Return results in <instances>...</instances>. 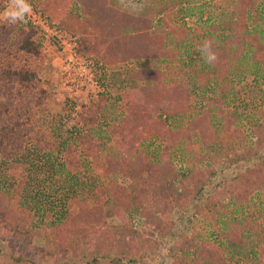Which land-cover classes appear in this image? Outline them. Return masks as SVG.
Here are the masks:
<instances>
[{"label": "trees", "instance_id": "trees-1", "mask_svg": "<svg viewBox=\"0 0 264 264\" xmlns=\"http://www.w3.org/2000/svg\"><path fill=\"white\" fill-rule=\"evenodd\" d=\"M217 2L216 7L183 11L181 18L199 17L190 26L184 23L171 26L162 19L166 32L160 37L150 17H136L116 9L101 18L89 39L84 31L78 34L77 30L60 26L74 37L77 54L96 65L129 60L165 64L162 71L144 66L134 71V79L144 83L137 89L143 104L127 102L126 118L122 117L116 127L111 126L104 139L102 130L110 114L117 111L114 105L121 98L100 94L97 103L81 107L75 113L69 139L60 140L53 120L47 119L45 99H40L38 87L42 81L36 71L29 69L30 60L40 56V37L31 28L23 29L21 23L0 22L1 228H7L15 237L27 238V242L31 239L26 227L33 213L25 207L28 198L22 190L28 183L23 178L14 179L16 175L8 166L26 163L37 168L40 164L66 190L78 188L99 193L95 194V200L109 203L116 216L122 215L125 221V213L136 210L143 221L141 232L149 237L173 225L161 221L162 217L193 205L191 218L204 217L209 231L204 236L193 230L190 236L179 233L170 249L171 254L176 252V257L169 264H264V121L244 118L239 126L248 127V140H243L245 147L236 150L230 146L215 152V144L226 142L228 134H235L229 130L235 119L232 122L229 116L236 115L229 112L228 101L222 100L221 104L220 99L210 97L217 90L221 97L223 92H231L232 86L246 76L251 75L252 82L255 77L264 78V0ZM29 3L49 23H54L53 11L58 0H45L44 5L32 0ZM102 4L107 7V3ZM17 27L23 32L20 37L14 35ZM207 39L213 41L218 56L213 65L206 64L197 50ZM181 96L184 103L177 105V97ZM187 96L198 111L204 112L183 122L179 107L188 109ZM81 126L85 129L82 134L78 133ZM193 130L200 139L210 136V142L203 145L206 152H195L193 158H185L181 171L169 158L157 165L155 158L167 154L177 144L184 142L185 147H190L189 133ZM237 136L246 138L239 131ZM109 140L120 149H128L130 154L121 161L103 159L102 174L108 183L101 187L100 179L87 169V159L99 156ZM155 141L160 149L144 147V143L150 146ZM55 150L62 151L59 161ZM238 165L243 167L241 173L205 189L218 175L217 166L226 170ZM118 177L128 185L122 186ZM106 188L108 191L101 194ZM200 197L204 198L199 205ZM71 199L74 198L61 207L59 222L50 226L57 240L53 242L58 256L56 264H74L68 259L78 250L85 255L77 264H138L146 250H150V244L145 247L147 241L131 225L121 222L117 228H108L100 206L97 210H85L86 214L79 211L80 206L73 212L69 209ZM146 226L153 229L144 231ZM139 238L141 241L135 240ZM251 238L255 240V249L250 246ZM10 258L13 264H41L18 254H11Z\"/></svg>", "mask_w": 264, "mask_h": 264}, {"label": "rangeland", "instance_id": "rangeland-1", "mask_svg": "<svg viewBox=\"0 0 264 264\" xmlns=\"http://www.w3.org/2000/svg\"><path fill=\"white\" fill-rule=\"evenodd\" d=\"M57 1V0H50ZM100 1L107 5L103 6ZM218 0H146V7L143 12L139 15L131 14L128 10L120 5L119 0H58L55 10L53 11L54 23L67 27L71 30H77L78 34L81 32L85 33L86 39H89V34L93 33V29L98 22L101 21L102 17H105L111 14L112 10L116 9L119 13H125L128 15L136 17H150L152 19L153 28L158 33V36L163 35L166 30L163 26L164 22L162 19H165L169 22L171 26L174 24L184 23L187 26H190L198 20V16L195 17H184L181 18V13L185 10H194L196 7H213L217 5ZM3 2L1 1V6L3 8ZM35 3L45 4V0H32ZM139 2V0H137ZM177 2V4H176ZM208 2L209 5L207 4ZM216 7V6H215ZM259 8H256V12H259ZM196 12V11H194ZM183 21V22H182ZM0 22L9 24L5 21L3 16H0ZM78 23V24H76ZM102 23V22H101ZM22 25V23L20 24ZM22 28V27H21ZM23 32L20 28L17 27V30L14 35L22 36ZM36 36H39L35 33ZM83 36V35H82ZM91 38V37H90ZM40 56L38 59L30 60L31 66L29 69L36 71L38 79L41 82L38 89L40 91L41 98L45 99L44 107L47 114V119H52L54 122L53 128L55 129L56 134L60 140L69 139V131L73 127L75 121V113L81 109L83 106L88 104H95L97 100L90 101L86 104H76L72 100L63 99L62 91L60 95H57L55 91L58 84V73L56 68V62L50 58V52H45L41 48V39L39 46ZM49 55V57H48ZM21 61V60H20ZM19 65L22 62H17ZM99 67L96 71V77L99 85L102 86L103 92L102 95H108V98L119 96L121 100L115 104L117 111L110 114L106 127L104 126L101 137L107 136L108 130L111 126L116 127L122 119L126 118V103H134L137 105L143 104L142 95L137 89L144 85L134 79V71L143 68H156L159 70L164 69V63H158L155 61L147 62L146 60H129L127 62H118L115 65L103 64L99 62L97 64ZM260 75V72H258ZM252 76H246L245 79L239 83H236L232 86L231 92H223L221 97V92L217 90L216 94L211 93V99L218 98L220 103L223 101H228L229 112H234L236 116H229V119L233 122L229 126V130L235 134H228V140L218 142L213 146L215 152H221L222 150L229 149L232 146L236 150H240L241 147H245L243 140H248L249 132L248 127L244 126L240 129L239 124L243 123L245 120L264 121V78L257 79L256 81H251ZM135 89V90H134ZM46 95V96H45ZM177 105L184 103V98L177 97ZM110 100V99H109ZM111 102V101H110ZM209 103H212L211 101ZM77 105V108H74L73 105ZM208 104V103H206ZM222 104V103H221ZM218 104L219 107H224L223 105ZM187 106L188 109L184 110L181 107L180 116L182 121H190L193 118H197L204 111H198L194 106V103L191 101V97L187 96ZM217 109V108H215ZM110 111V110H109ZM44 116V114H42ZM163 119V117H162ZM179 120V119H178ZM178 120L175 124L178 123ZM78 133H84L85 129L81 126L78 128ZM237 131L243 133L246 137L244 139L237 136ZM72 139V138H71ZM100 141V140H99ZM102 141V139H101ZM205 144H201V142ZM210 142V136L200 139L196 130L190 131L189 133V145L190 147H185V143L177 144L173 150H170L167 154H159L155 160L157 165H159L161 160L170 159L173 163V166L181 171L185 165L183 160L187 157L194 156L195 152L200 154L206 152V148L203 145ZM70 143L74 144V141L70 140ZM149 149L157 147L160 149L159 143L157 141L153 142L150 146L146 142L144 147ZM185 145V146H184ZM192 145V146H191ZM143 147V148H144ZM56 161H59L60 156H62V151L59 153L55 150ZM128 149H120L117 147V144L113 143L111 140L105 142L101 148L99 156H93L88 158L89 167L91 175L94 174L100 179L101 187H105L108 183V180L102 174V169L104 166L103 159L121 161L129 155ZM80 159L84 161L83 156H80ZM37 168H31L26 165V163H14L13 166H8L9 170L15 173L16 178H23L25 182L28 183L26 187L22 189L25 192L26 197L28 198V203L25 204L26 208H29L33 213L30 218L29 226L26 227V230L29 232L28 235L31 236L29 242L27 238L23 239L22 237H15L10 233L7 228L0 227V264H13L11 262L10 255L18 254L23 258H32L35 261H38L41 264H56L58 259L57 250L54 247L53 242L57 240L54 239V235L50 230V226L57 224L59 221L58 214L61 211V207L70 199L69 209L73 212L78 211V206H80L79 211L82 214H86L85 210H97L100 206L102 210L103 218L105 219L106 226L108 228H117L121 226V222L131 225L132 229L137 231L138 234H141L143 240L147 241L145 247L150 244V250H146L144 257L138 260V264H169L174 257H176V252L171 251V247L174 245L177 235L179 233H184L185 236H190L191 231L199 233V235L205 234L209 231L207 228V220L202 218H191L192 206H188L187 209L183 211H173L169 214L168 217H162L161 221H169L173 225L163 228V232L160 233L159 230L153 232V236L149 237L141 232L143 221L139 219L136 210L131 209L127 213L126 222L122 215L116 216L117 212H114L109 203L104 201L99 202L95 200V194L99 193L94 192V190H84V189H75L72 191L66 190L64 187L57 185L50 173H46L45 167L37 164ZM201 165V164H199ZM243 167L241 165L233 166L225 170V168L216 167L217 176L212 179V184H209L205 189L210 188V185H215L218 181L228 180L233 175L239 174L242 172ZM119 178V177H118ZM91 179V177H90ZM120 177L118 181L124 187L128 185L127 181H123ZM21 190V189H20ZM108 191V188L102 189L101 194H104ZM203 196H206L204 193ZM204 197L198 198V204L200 205ZM105 203V204H104ZM83 207V208H82ZM133 208V207H132ZM250 212V210H249ZM58 218V220H57ZM190 220H193L191 223ZM58 221V222H57ZM264 222V220H263ZM153 229L149 226L145 227L144 231ZM136 241H141L140 238L135 239ZM253 243H250L252 249L256 248L254 239H250ZM151 242V243H150ZM253 244V245H252ZM255 244V245H254ZM249 247V248H251ZM83 255L85 253L82 250H78L77 254L73 253L68 259L71 263L77 264L83 261Z\"/></svg>", "mask_w": 264, "mask_h": 264}, {"label": "built area", "instance_id": "built-area-1", "mask_svg": "<svg viewBox=\"0 0 264 264\" xmlns=\"http://www.w3.org/2000/svg\"><path fill=\"white\" fill-rule=\"evenodd\" d=\"M9 0H4L0 16L8 7ZM33 9V8H32ZM4 18V17H3ZM22 23L23 29L31 28L41 39V48L50 52V58L56 62L58 73L57 95L60 91L63 99L72 100L77 105L96 100L104 91L96 77L98 65L77 54L74 37L56 23H49L40 11H33ZM49 57V55H48ZM77 105H73L77 108Z\"/></svg>", "mask_w": 264, "mask_h": 264}, {"label": "clouds", "instance_id": "clouds-1", "mask_svg": "<svg viewBox=\"0 0 264 264\" xmlns=\"http://www.w3.org/2000/svg\"><path fill=\"white\" fill-rule=\"evenodd\" d=\"M120 5L128 10L131 14L139 15L143 12L146 0H119ZM33 11L29 0H9L7 9L3 12V17L10 24L27 23L26 17ZM201 54V59L209 65H213L218 56L213 50V41L211 39L204 40L197 49Z\"/></svg>", "mask_w": 264, "mask_h": 264}]
</instances>
